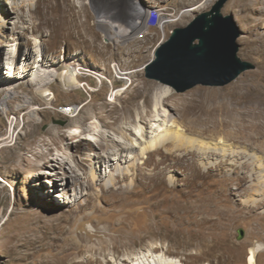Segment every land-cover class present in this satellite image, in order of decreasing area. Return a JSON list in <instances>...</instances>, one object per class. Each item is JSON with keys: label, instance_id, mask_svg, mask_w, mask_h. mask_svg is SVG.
Masks as SVG:
<instances>
[{"label": "rangeland", "instance_id": "rangeland-1", "mask_svg": "<svg viewBox=\"0 0 264 264\" xmlns=\"http://www.w3.org/2000/svg\"><path fill=\"white\" fill-rule=\"evenodd\" d=\"M13 1L22 4L19 15ZM42 1L0 0V264H114L113 258L129 264L128 257L147 255L153 248L184 264H207L208 259L250 264L254 251L257 264H264V0H229L223 8L240 28L239 56L255 68L227 85L199 84L185 92L147 78L145 65L174 27L188 25L216 0H52L39 14ZM143 4L164 7L171 22L137 27ZM99 15H108L119 32L136 26L138 34L124 41L109 39ZM52 54L55 67L44 69L54 80L37 82L35 64ZM22 61L30 65L28 75L10 76L7 66L21 67ZM167 87L173 96L151 112L155 97ZM155 114L159 121L153 120ZM118 116L122 120L116 123ZM159 122L192 137L195 147L204 141L238 155L225 158L218 148L220 154L204 158L195 151V157L189 149L175 148L179 140L173 135L175 143L149 157H140L141 147L131 151L136 174L142 176L120 184L133 183L131 192L98 197L101 186L86 182L78 188V200L70 203L63 185L48 181L53 177L45 173L49 166L41 169V177L33 175L40 169L34 152L28 153L31 161L17 157L21 149L16 146L48 137L56 126L71 134L78 126L94 125L107 136L141 146L145 126L151 137V126ZM81 135L91 136L88 131ZM168 147L178 150L166 162L172 167L164 181L146 178ZM86 152H77L76 163L86 160ZM77 168L82 178L95 173L89 166ZM109 169L104 162L102 173ZM239 229L244 230L241 238ZM214 241L237 244L236 255L243 254V260L221 255Z\"/></svg>", "mask_w": 264, "mask_h": 264}, {"label": "bare ground", "instance_id": "bare-ground-1", "mask_svg": "<svg viewBox=\"0 0 264 264\" xmlns=\"http://www.w3.org/2000/svg\"><path fill=\"white\" fill-rule=\"evenodd\" d=\"M51 2L52 0H43L42 5L39 7V9L37 5L36 10L38 9L39 14H42L43 8L44 7L47 8L51 4ZM13 3H15V8H16L17 14L19 15L22 9V4L17 3L15 1H13ZM54 5L55 4H53L52 6ZM147 13H148V10L144 9L143 11L144 18L137 19L136 26L138 24L141 26L147 25V21H146ZM99 16H101L99 17V23L102 24V27L105 31V35L109 39H111L113 36H116L118 41H124V40H127L128 38L135 37L136 34H138V31L136 33L133 31L136 26L131 27L128 31L119 32L120 30H118L117 24H114V22H112L111 19L107 18L108 15L107 16L99 15ZM48 23L51 24L50 22ZM15 50H18V49L15 48ZM16 52L19 53V50ZM53 55L54 54H52L51 57L47 56L50 58H47V59L45 58L46 61L44 58L42 59L43 60L42 62H40V60L39 61L37 60L38 62L35 64L37 68H36V71H34V74L37 75L36 77L37 82L47 84L54 80L53 78L50 77V75L44 69L45 66L55 67L56 64H55V61L53 60L54 59ZM12 56L9 54L8 58L11 59ZM16 56L17 54H15L14 56L15 60H17ZM27 59L28 57L25 58V61ZM20 60L21 58H19L18 62H20ZM25 61L24 62L22 61L23 65H21V67H19L18 64L15 66L11 65L12 67L7 66V69L9 68L11 69L9 75L14 76L17 72L19 73L22 72L24 73L23 77H26L28 75V69L30 65H27L28 63H26ZM73 62L77 66H80L81 64V62L77 59H75ZM46 68H50V67H46ZM20 76L21 75L19 76L17 75V78ZM167 88L168 89L162 88L163 90H161L160 93L155 97L154 108L153 109L151 108V112L154 113V111L158 110L162 102L164 105V102L166 101V99H169V97H171L172 95L171 92L173 91V89H171L170 87H167ZM108 116L109 114L107 115V117ZM155 117L156 118L153 119L154 121L160 120V118L156 116V114H155ZM140 118H141L140 119L141 122H144V120H146L144 119L143 116ZM85 120H87V118H85ZM121 120H122V117L120 116L115 118L116 123H119ZM159 123L160 124L151 126V128L153 127L154 130L153 129L152 130L155 133V135L151 137H149L150 130H148V125L145 126L146 129L145 130L143 129L142 135L147 137V139H146V142H144L145 144L141 146H139L135 142H132L131 144H127L123 140H120L114 137L113 134H110L109 136H107L104 130L99 129L97 128V126H94V125H91L85 128L78 126V128L71 134H69L66 131V129H64V127L56 126L52 130L49 131L50 133H48L49 135L48 137L37 136L28 145L16 146V148L21 149V153L18 154L17 157L20 158L22 161L24 160L31 161L30 157L28 156V153L34 152L36 155L34 159L36 162L34 161V164H36V166L40 169L39 171L37 170V173L33 175L36 177H41V175L44 173V171H42L41 169L48 168L49 166V169H47V172L45 173H49L53 175V177H50L48 181L54 186H56V184L57 185L62 184L63 187L60 189H64L67 200H68V201L66 200V202L70 203V202L78 200V197H77L78 196L77 192H79L78 188L81 187L83 184H86V182L90 186H96V185L101 186V189L99 190V192L96 193L98 197H103V195L106 194L107 192H110L112 194H116L117 191L124 192V193L131 192L133 183H130L127 186H121L120 184L124 181L128 182L130 178L134 180L136 179L135 178L136 176L137 177L139 176L136 174V170L139 169L138 165H136L134 161H132L136 158V155H134L133 152H131L136 147L137 148L141 147L140 157H149L148 156L149 153L153 151H159L161 147L167 146V144L170 142L175 143L176 139H178L179 141H176V144L174 145V147L177 148V146H181V147H184L185 149H189L186 151L188 153L194 154L195 157L196 155H198L196 154L195 151L203 152L201 156H203L204 158L207 156L211 157L214 154H218V153L220 154L221 152H222L221 154H223L225 158L227 155H238L235 153L232 154L231 152H229V149L226 147H219V146L212 147L204 141L197 142V146L195 147L193 145L194 142H193L192 137L186 139V136L182 135L179 130L174 129L172 126H168V124L166 127L162 128V125L164 123L163 124L162 122H159ZM104 124L106 126L110 125V123L107 120H104ZM128 129L131 131V133L136 135V133L133 131L132 128H128ZM118 130L125 132L123 128H118ZM84 131H88L91 134V136H82L81 134L84 133ZM173 135L174 137H176V139H174ZM172 137L173 139H171ZM56 144L58 146H54ZM174 147L173 148L168 147V150L167 152H165L166 154H164L163 158L157 159L155 161L154 167L151 169V171L145 173L144 176L146 178H152V179L156 178V179H159V182L164 181L163 175H165V172L169 171V169H171L172 167V165L166 164V162L167 160L170 159V156H173L174 152L178 150V149H174ZM184 148H182V150ZM218 148L221 149V152L217 151ZM83 150L87 151L86 160L76 163V156L78 155L77 152H80ZM187 152L183 153L184 155L183 158L186 157ZM104 162L108 163L109 166L111 167V169L105 172V174L102 173V165ZM141 162H146V161L143 160ZM164 164L165 166H163ZM77 165H79L80 169L83 171L86 169L87 166H89L91 169L93 168L95 170V173L91 175V172L89 173L87 172V175L84 178H82L81 172H79ZM208 166L210 167V165H207V167ZM56 167L60 169H57ZM54 175H56V177H54ZM139 177H142V176H139ZM168 180L174 181L175 179L173 177H169ZM112 187H114L115 190H113ZM211 245L213 247L215 246V247L221 248L223 252L221 255L224 254L227 257L232 258L234 260L236 259L243 260L244 258L243 254H240L239 256L236 255L235 251L237 250L238 245L235 243H232L231 241L230 242L214 241ZM156 250L157 248H153L152 251L148 253L147 255H144V256L142 255L134 256L133 255V256L128 257L126 260L129 262V264H184L182 261L179 262L173 257L169 258V256L168 257L164 256L163 254L164 252L157 253ZM109 261L113 262L114 264H119L117 263L118 262L117 258H113ZM208 262L209 263L207 264H214L212 260L208 259ZM249 263L257 264L256 253L254 251L250 254Z\"/></svg>", "mask_w": 264, "mask_h": 264}, {"label": "water", "instance_id": "water-1", "mask_svg": "<svg viewBox=\"0 0 264 264\" xmlns=\"http://www.w3.org/2000/svg\"><path fill=\"white\" fill-rule=\"evenodd\" d=\"M228 1L216 0L188 25L174 27L145 65L146 77L185 92L199 84L227 85L255 68L254 63L238 54L241 31L234 15L223 13ZM239 233L243 237L244 230L239 229Z\"/></svg>", "mask_w": 264, "mask_h": 264}, {"label": "built area", "instance_id": "built-area-1", "mask_svg": "<svg viewBox=\"0 0 264 264\" xmlns=\"http://www.w3.org/2000/svg\"><path fill=\"white\" fill-rule=\"evenodd\" d=\"M143 5L145 6V4H143ZM145 7L148 10L147 17H146V21H147L146 29H149L150 27H155V26L161 27L162 24H164V23L168 24L169 22H171V21H169V22L166 21L168 18H170L169 17L170 14H169V12L165 11L166 9L164 7H159V6H152V7L145 6ZM130 28H128V29H130ZM128 29H126V31H128ZM138 30H139L138 28H135L133 31L136 33ZM144 30H145V28L140 30L139 33H143Z\"/></svg>", "mask_w": 264, "mask_h": 264}]
</instances>
